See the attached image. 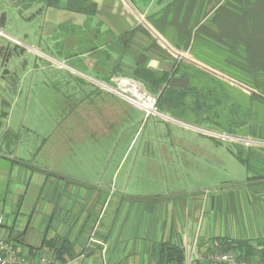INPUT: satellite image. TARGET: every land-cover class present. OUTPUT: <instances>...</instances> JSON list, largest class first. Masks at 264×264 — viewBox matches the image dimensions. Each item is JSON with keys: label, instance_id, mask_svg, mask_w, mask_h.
Instances as JSON below:
<instances>
[{"label": "rangeland", "instance_id": "obj_1", "mask_svg": "<svg viewBox=\"0 0 264 264\" xmlns=\"http://www.w3.org/2000/svg\"><path fill=\"white\" fill-rule=\"evenodd\" d=\"M37 1L0 0V111L12 109L11 123L29 130L21 131V150L47 141L38 164L48 162L44 155L49 136L65 129L73 140L75 174L82 171L115 194L121 185L125 194L142 196H201L219 189L228 199L230 190L264 177L263 89L252 88L253 78L241 68L242 60L229 59L203 31L186 40L204 0H198L191 14L185 3L178 21L171 11L164 13L169 0H89L96 6L90 18L65 11L67 0L56 5L51 0L52 8ZM111 6L125 8L133 27L119 46L107 34L110 21L113 34L125 29L118 13L110 17ZM202 13L199 22L208 25ZM141 64L153 74H169L176 66L192 73V80L178 76L173 84L194 87L184 99L188 105L200 92L207 106L197 115H176L180 120L164 114L192 128L146 115L142 107L125 101L122 82L145 89L132 76ZM98 74L107 81L97 80ZM88 78L105 83L107 90ZM150 96L157 111L156 97ZM238 150L249 168L234 156ZM251 192L244 188L243 195ZM26 240L29 244L31 239ZM261 259L254 255L249 261Z\"/></svg>", "mask_w": 264, "mask_h": 264}, {"label": "crops", "instance_id": "obj_2", "mask_svg": "<svg viewBox=\"0 0 264 264\" xmlns=\"http://www.w3.org/2000/svg\"><path fill=\"white\" fill-rule=\"evenodd\" d=\"M108 9L110 17L118 13L125 28L113 34L110 21V41L124 38L133 28L123 14L125 8ZM0 114L2 231L22 253L48 256L54 264H156L160 244L169 243L184 249L186 264H209L208 254L217 252L218 239L262 248L264 180L253 185L246 181L240 190H230L228 199L219 189L201 196H142L125 194L121 185L115 194L102 181H91L82 171L75 174L73 140L67 130L49 136L44 155L48 162L38 164L35 160L47 141L21 150V131L29 130L11 123L12 109ZM244 188L252 190L250 195H243ZM228 203L230 208L225 207ZM26 239H31L29 244ZM63 242L71 250L58 260L52 247Z\"/></svg>", "mask_w": 264, "mask_h": 264}, {"label": "trees", "instance_id": "obj_3", "mask_svg": "<svg viewBox=\"0 0 264 264\" xmlns=\"http://www.w3.org/2000/svg\"><path fill=\"white\" fill-rule=\"evenodd\" d=\"M30 1L29 5L37 0ZM43 1L45 7L52 8L51 0H38L37 3ZM187 2L189 4L187 11L191 14L198 0H169L163 9L164 13L167 12L168 15L171 11L172 19L178 21V13ZM56 3L57 0L54 5ZM65 11L90 18L95 14L96 6L89 0H67ZM200 11L203 12V20L208 19V25H202L199 22ZM197 16L196 29L193 27L185 33L187 42L192 40V36L199 37L200 32L203 31L207 36V41L221 46L229 59L242 60L239 62L241 68L253 78L252 88L263 89L264 92V0H204V4L201 3L197 8ZM128 35L130 36L132 33L130 32ZM119 39L114 37L112 41L119 46L122 44ZM176 68H178L175 69L176 71L169 72V74H153L146 69V65L141 64L137 65L132 76L134 80L141 82L154 98L156 97L155 103L158 112L178 119L179 117H175L176 115L187 114L188 111L197 115L200 109L207 106L205 94L201 95L198 92L193 103L188 105L184 99L187 94L193 92L194 87L190 84L183 88L178 87L173 84V80L178 76L192 80V73L189 70L187 72L185 67L182 69L181 66H176ZM98 79L107 81L99 74ZM252 95L255 96V94ZM241 154L242 150H238L234 156L242 165L249 168L246 157H242ZM261 177L256 178L255 183L264 180V177ZM216 243L218 244L217 253H230L238 260L246 262L254 255L262 257L261 260H264V243L260 250L257 249V245H252L248 241L218 239ZM52 249H54L55 258L58 260H61L65 254H69L71 250L67 242H63L58 248L52 247ZM35 254L37 253L31 254V256ZM156 260V264H186L184 249L169 243L160 244ZM194 264L200 263L195 262Z\"/></svg>", "mask_w": 264, "mask_h": 264}, {"label": "built area", "instance_id": "obj_4", "mask_svg": "<svg viewBox=\"0 0 264 264\" xmlns=\"http://www.w3.org/2000/svg\"><path fill=\"white\" fill-rule=\"evenodd\" d=\"M3 220L0 217V264H54L53 260L40 255H27L17 249L6 235L2 236ZM209 264H264L261 262H249L238 260L233 254L211 252L208 254Z\"/></svg>", "mask_w": 264, "mask_h": 264}, {"label": "bare ground", "instance_id": "obj_5", "mask_svg": "<svg viewBox=\"0 0 264 264\" xmlns=\"http://www.w3.org/2000/svg\"><path fill=\"white\" fill-rule=\"evenodd\" d=\"M61 64V63H60ZM64 67H66L64 64H62ZM105 88H107L108 86L105 84H102ZM120 90H122L121 94L124 96V98L126 99V101H131V104H136L135 106H137L138 108L142 107V109L144 111L147 112H153V103L151 98L147 95V93L142 89V87L140 88L139 86H137L134 83L131 82H122L120 84ZM144 92H143V91ZM123 98V97H122ZM123 98V99H124ZM155 113V111H154ZM166 116V115H165ZM169 120V119H168ZM225 136V135H224ZM250 142V141H249Z\"/></svg>", "mask_w": 264, "mask_h": 264}, {"label": "water", "instance_id": "obj_6", "mask_svg": "<svg viewBox=\"0 0 264 264\" xmlns=\"http://www.w3.org/2000/svg\"><path fill=\"white\" fill-rule=\"evenodd\" d=\"M11 1H17V0H6V2L7 3H9V2H11ZM76 72V71H75ZM77 73V72H76ZM79 74V73H78ZM88 79H90V78H88ZM93 83H95V84H97V85H99L101 88H103V89H106L102 84H105V83H102V82H100V81H96V80H94V79H90ZM129 81V80H128ZM130 82H132V83H134L133 81H130ZM134 84H136L137 86H139L140 88L142 87L143 88V86L141 85V84H138V83H134ZM106 85V84H105ZM144 89V88H143ZM107 90V89H106ZM145 90V89H144ZM109 91V90H108ZM114 92V91H113ZM117 94V93H116ZM117 95H119V94H117ZM147 95L149 96V97H151L150 96V94H148L147 93ZM120 96V95H119ZM121 97V96H120ZM122 98V97H121ZM123 99V98H122ZM123 100H125V99H123ZM126 101V100H125ZM127 102V101H126ZM129 102V101H128ZM130 103V102H129ZM131 104V103H130ZM132 105H134V104H132ZM135 106V105H134ZM135 107H137V106H135ZM138 108V107H137ZM155 111V110H154ZM146 112V115H153V114H156V115H158L159 117H162L163 119H165V120H168V121H174L175 123H177V124H180V125H182V126H187V127H190V128H192L191 126H188L187 124H182L181 122H179V121H177L176 119H173V118H171V117H168V116H165L164 114H162V113H160V112H158V111H155V113H152V112H147V111H145Z\"/></svg>", "mask_w": 264, "mask_h": 264}, {"label": "flooded vegetation", "instance_id": "obj_7", "mask_svg": "<svg viewBox=\"0 0 264 264\" xmlns=\"http://www.w3.org/2000/svg\"><path fill=\"white\" fill-rule=\"evenodd\" d=\"M6 1V0H5Z\"/></svg>", "mask_w": 264, "mask_h": 264}]
</instances>
